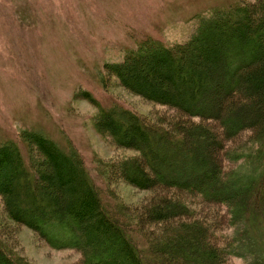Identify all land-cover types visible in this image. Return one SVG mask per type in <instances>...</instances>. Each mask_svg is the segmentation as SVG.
I'll return each mask as SVG.
<instances>
[{"label": "trees", "instance_id": "trees-1", "mask_svg": "<svg viewBox=\"0 0 264 264\" xmlns=\"http://www.w3.org/2000/svg\"><path fill=\"white\" fill-rule=\"evenodd\" d=\"M107 69L125 90L219 125L217 133L203 123L180 128L177 122L172 132L160 120L150 124L115 106L98 109L94 119L98 132L143 159L116 161L125 183L184 191L200 204L222 207L229 232L218 233L219 220L194 215L176 195L146 210L149 222L166 223L163 234L146 233L147 223L117 200L106 201L73 149L65 153L34 133L20 136L29 150L24 158L14 143L0 144L7 215L52 249L77 252L80 264H231L229 258L264 264V242L259 248L254 236L264 227V0L213 10L183 44L142 40ZM210 141L221 147L220 156ZM228 141L233 145L226 147ZM112 169L101 171L103 177ZM4 248L0 241V264H22Z\"/></svg>", "mask_w": 264, "mask_h": 264}, {"label": "rangeland", "instance_id": "rangeland-1", "mask_svg": "<svg viewBox=\"0 0 264 264\" xmlns=\"http://www.w3.org/2000/svg\"><path fill=\"white\" fill-rule=\"evenodd\" d=\"M242 1L251 4L254 0ZM234 2L237 0H0V144L14 143L24 158L29 150L20 136L34 133L65 153L73 149L106 201L117 200L140 224L147 223L143 229L150 235L163 234L166 223L149 222L146 210L159 198L172 200L176 195L194 215L219 220L218 233H228L222 207L200 204V199L184 191L158 185L138 190L125 183L116 161L138 154L117 147L108 134L98 132L94 119L98 109L115 106L150 124L160 120L166 123L162 128L172 132L177 122H183L178 127L203 123L219 133L216 122L188 117L177 108L152 103L125 90L107 67L120 62L125 52L142 40L153 39L165 46L185 43L200 19ZM211 95L216 94L213 91ZM224 143L226 147L233 145L231 141ZM208 146H216L221 155L218 143L210 141ZM36 156V164L47 173L44 158ZM232 164L223 160L227 169ZM110 165V176L103 177L101 171ZM107 188L113 193L110 198ZM254 236L260 248L263 225ZM0 241L22 264L81 262L77 252L52 249L37 233L14 222L1 198ZM229 261L241 264L233 258Z\"/></svg>", "mask_w": 264, "mask_h": 264}]
</instances>
